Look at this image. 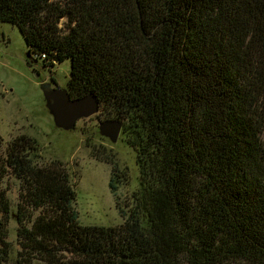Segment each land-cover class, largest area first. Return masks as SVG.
Wrapping results in <instances>:
<instances>
[{
	"label": "trees",
	"instance_id": "trees-1",
	"mask_svg": "<svg viewBox=\"0 0 264 264\" xmlns=\"http://www.w3.org/2000/svg\"><path fill=\"white\" fill-rule=\"evenodd\" d=\"M0 22L28 64L69 61V98L121 122L137 169L122 222L82 226L65 167L0 138L24 264H264V0H0ZM10 215L0 186V261Z\"/></svg>",
	"mask_w": 264,
	"mask_h": 264
},
{
	"label": "rangeland",
	"instance_id": "rangeland-1",
	"mask_svg": "<svg viewBox=\"0 0 264 264\" xmlns=\"http://www.w3.org/2000/svg\"><path fill=\"white\" fill-rule=\"evenodd\" d=\"M22 36L17 27L0 22V138L3 143L25 135L34 138L39 146L41 163L59 161L75 184L73 208L82 226H116L122 221L117 203L128 201L137 188V169L134 152L121 139L116 142L99 134L98 124L107 120L105 112L76 122L71 130L57 128L46 108L42 87L66 89L69 61L54 68L43 69L41 62L27 63ZM53 80V82L51 81ZM0 149H4L2 144ZM112 156L126 182L117 185L116 197L109 190L110 166L102 161ZM10 203L8 223L9 253L0 264H24L15 222L18 203V182L4 178L0 184ZM118 198V200L116 199Z\"/></svg>",
	"mask_w": 264,
	"mask_h": 264
},
{
	"label": "water",
	"instance_id": "water-1",
	"mask_svg": "<svg viewBox=\"0 0 264 264\" xmlns=\"http://www.w3.org/2000/svg\"><path fill=\"white\" fill-rule=\"evenodd\" d=\"M46 108L57 128L71 130L77 121L89 118L98 112V101L93 95L70 99L67 91L59 88L42 87ZM99 134L116 142L121 130L118 120H104L98 124Z\"/></svg>",
	"mask_w": 264,
	"mask_h": 264
}]
</instances>
